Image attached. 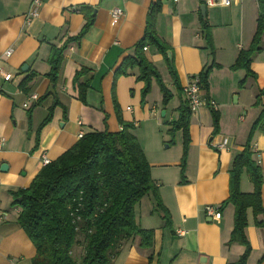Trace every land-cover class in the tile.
<instances>
[{
  "label": "crops",
  "instance_id": "obj_1",
  "mask_svg": "<svg viewBox=\"0 0 264 264\" xmlns=\"http://www.w3.org/2000/svg\"><path fill=\"white\" fill-rule=\"evenodd\" d=\"M157 0H44L39 15L30 22L27 15L33 0H0V68L13 74L6 80L0 71V264H33L36 247L18 223L20 208L14 206L12 192L30 185L43 167L42 156L57 159L79 140V132L108 129L116 132L123 120L133 122L151 175L159 187L164 206L171 214L172 226L166 227L163 212L155 206L152 194L135 205L137 223L154 229L150 248L140 245V237L128 239L112 264H230L236 262L245 246L231 242L235 205L228 202L230 173L235 156L251 134L252 126L264 106L263 49L253 57L255 76L246 77L244 69H232L241 49L248 48L257 28V0H231L230 5L207 6L211 46L203 33L204 0H161L155 17L159 38L169 45L179 86L199 75L213 59L220 64L208 76V90L202 96L214 106L203 104L192 112L189 125L185 181L182 182L183 131L170 143L169 123L177 120L184 94L174 82L165 55L156 45L147 44L144 54L159 70L172 92L163 104V94L155 79L143 98L144 81L137 66L117 74L122 61L133 56L135 45L144 37L147 19ZM220 1V0H218ZM220 3V2H219ZM121 7L124 14L113 21L111 11ZM91 19L79 41H69L64 61L54 84L48 77L49 56L53 46H62L78 35ZM12 49L10 56L5 55ZM26 69H23L24 65ZM87 72L80 81H91L87 103L79 98L76 74ZM29 78L26 84L22 81ZM54 84L50 91L51 84ZM44 97L38 103L30 97ZM58 99L51 120L40 129L49 107ZM28 102V107L24 103ZM66 108V109H65ZM212 108L219 113L215 131ZM31 109L29 118L28 111ZM223 143L222 147L218 145ZM252 145L264 149V130L256 129ZM165 146V147H164ZM253 158L263 171V212L247 209L246 237L251 251L246 264H264V151ZM3 164L7 169L1 170ZM240 188L252 192L254 184L244 170ZM218 207L220 218L209 215L206 206ZM81 254L82 248L76 247Z\"/></svg>",
  "mask_w": 264,
  "mask_h": 264
},
{
  "label": "trees",
  "instance_id": "obj_2",
  "mask_svg": "<svg viewBox=\"0 0 264 264\" xmlns=\"http://www.w3.org/2000/svg\"><path fill=\"white\" fill-rule=\"evenodd\" d=\"M259 14L257 28L248 48L241 49L232 69H244L246 77L240 81L243 87L248 76H255L251 62L255 54L263 49L264 39V0H257ZM161 8V0L153 3L147 19L144 37L135 45L133 56L126 57L117 68V74H126L128 68H139L138 78L144 81L143 98L151 90L153 79L157 81L166 105L173 97L165 85L157 67L144 54V47L149 44L157 46L166 58L169 72L179 86L173 59L168 57L167 45L156 33L155 17ZM91 23H88L78 35L69 37L60 47L53 46L49 56L50 70L47 77L55 84L63 64L64 51L69 41H79ZM203 33L211 46L214 47L210 28L206 18L202 21ZM215 60L200 72L201 87L209 88L208 76L211 70L219 67ZM87 72L83 68L75 76L79 89V98L87 103V93L91 81H80ZM29 78L22 81V85ZM257 94L256 103H260ZM44 97H40V103ZM210 105V99L207 98ZM61 104L56 99L48 109V114L40 125V129L52 118L55 106ZM66 109V108H65ZM177 120L169 123L170 143H175V134L183 131L184 148L181 161L182 182L185 181V168L188 145L190 142L189 125L192 111L188 101L183 97L177 107ZM116 112L121 129L116 132L93 130L86 132L79 140L57 159L44 165L29 186L12 192L14 206L20 208L18 223L25 229L36 247L33 264H112L113 259L124 243L135 236L140 237V245L150 248L154 242V229L142 228L136 221L135 205L146 195L152 194L155 206L163 212L165 226H172L171 214L164 206L159 194V187L151 175V164L133 130V122L123 120L121 110L116 104ZM29 118L31 109L28 111ZM215 131L218 130L219 113L212 108ZM261 128L264 130V106L260 116L252 126L249 140L243 150L238 153L229 170V196L222 206L228 202L235 205V222L231 242L245 246L240 258L230 264H246L251 246L246 237L247 209L252 207L257 215L263 212L262 185L263 171L261 165L253 158L252 135ZM250 176L254 184L252 192H243L240 188L241 176L244 172ZM82 248L81 254L76 247Z\"/></svg>",
  "mask_w": 264,
  "mask_h": 264
},
{
  "label": "built area",
  "instance_id": "obj_3",
  "mask_svg": "<svg viewBox=\"0 0 264 264\" xmlns=\"http://www.w3.org/2000/svg\"><path fill=\"white\" fill-rule=\"evenodd\" d=\"M43 1L44 0H33L32 8L27 15V21L28 22H30L34 17L39 15V8L42 5ZM204 3L206 4V6H214L217 4L230 5L231 0H220V1H218V0H204ZM123 14H124V9H122L121 7L114 8L111 11L113 21H117ZM144 49L146 50L147 46H145ZM11 53H12V49H10V48L5 51V55H7V56H10ZM0 71L2 72V74L4 75L6 80H10L13 78L12 73L3 71L1 68H0ZM183 90H184V96L187 99L189 107H190L192 112L197 111L201 105L207 103V100L202 96V87H201L199 75H194L193 77H191L189 82L183 88ZM30 98L32 100H35V101H37L39 99L37 94L31 95ZM28 105H29L28 102L24 103L25 107H28ZM210 105L214 106V103L210 101ZM84 134H85V131L83 129H81L79 134H78L79 138H81ZM3 142H4V138H0V149L3 146ZM218 146L222 147L223 143L219 144ZM252 151H253V153H255L256 155L259 156L261 154V152L264 151V149L258 150L255 145L254 146L252 145ZM51 161L52 160L46 154H43V156H42L43 166L49 164ZM206 211L209 215H214L216 218H220L221 214H222L221 210L214 205L206 206Z\"/></svg>",
  "mask_w": 264,
  "mask_h": 264
},
{
  "label": "water",
  "instance_id": "obj_4",
  "mask_svg": "<svg viewBox=\"0 0 264 264\" xmlns=\"http://www.w3.org/2000/svg\"><path fill=\"white\" fill-rule=\"evenodd\" d=\"M206 8H207L206 4L203 3V4L201 5V12H202V15H203L204 17H206ZM167 54H168V57H169L170 59H172V53H171V51H167ZM26 68H27V65L25 64V65L23 66V69H26ZM53 87H54V84L52 83L51 86H50V91L53 90ZM5 169H7V165H6V164H3L2 167H1V170H5Z\"/></svg>",
  "mask_w": 264,
  "mask_h": 264
},
{
  "label": "rangeland",
  "instance_id": "obj_5",
  "mask_svg": "<svg viewBox=\"0 0 264 264\" xmlns=\"http://www.w3.org/2000/svg\"><path fill=\"white\" fill-rule=\"evenodd\" d=\"M103 130H106V129H103ZM167 132H168V130H167ZM171 140V136H170V139H169V141ZM165 147V146H164ZM181 161H182V158H181Z\"/></svg>",
  "mask_w": 264,
  "mask_h": 264
}]
</instances>
